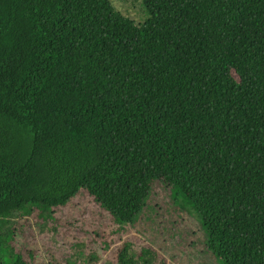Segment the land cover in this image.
I'll return each instance as SVG.
<instances>
[{
  "label": "trees",
  "instance_id": "1",
  "mask_svg": "<svg viewBox=\"0 0 264 264\" xmlns=\"http://www.w3.org/2000/svg\"><path fill=\"white\" fill-rule=\"evenodd\" d=\"M142 3L136 26L109 0H0V264H29L13 215L83 192L130 224L154 183L219 264H264V0Z\"/></svg>",
  "mask_w": 264,
  "mask_h": 264
},
{
  "label": "rangeland",
  "instance_id": "2",
  "mask_svg": "<svg viewBox=\"0 0 264 264\" xmlns=\"http://www.w3.org/2000/svg\"><path fill=\"white\" fill-rule=\"evenodd\" d=\"M109 2L136 26L148 17L142 0ZM7 231L11 237L4 244L6 254L19 255L29 264H117L116 255L124 244L127 255L135 259L143 249L152 250V264H219L206 249V232L191 207L158 183L130 224H115L81 192L52 215H13Z\"/></svg>",
  "mask_w": 264,
  "mask_h": 264
}]
</instances>
